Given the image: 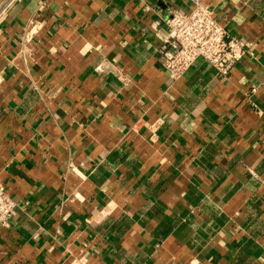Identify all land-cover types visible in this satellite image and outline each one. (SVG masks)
Listing matches in <instances>:
<instances>
[{
    "label": "crops",
    "instance_id": "0c3cea01",
    "mask_svg": "<svg viewBox=\"0 0 264 264\" xmlns=\"http://www.w3.org/2000/svg\"><path fill=\"white\" fill-rule=\"evenodd\" d=\"M203 2L247 49L225 76L163 64L165 19L192 0L0 18V180L19 203L0 264H264V0Z\"/></svg>",
    "mask_w": 264,
    "mask_h": 264
},
{
    "label": "built area",
    "instance_id": "2783aa9c",
    "mask_svg": "<svg viewBox=\"0 0 264 264\" xmlns=\"http://www.w3.org/2000/svg\"><path fill=\"white\" fill-rule=\"evenodd\" d=\"M18 0L0 2V18ZM190 10L173 8L165 19L167 33L162 36L159 53L170 74L179 79L197 59L207 61L216 72L228 75L246 55L244 41L231 35L203 0H192ZM255 87L253 88V91ZM19 203L7 192L0 180V230L9 225Z\"/></svg>",
    "mask_w": 264,
    "mask_h": 264
}]
</instances>
